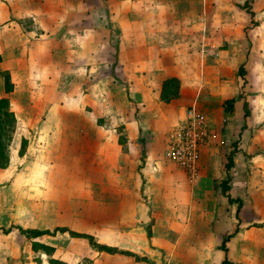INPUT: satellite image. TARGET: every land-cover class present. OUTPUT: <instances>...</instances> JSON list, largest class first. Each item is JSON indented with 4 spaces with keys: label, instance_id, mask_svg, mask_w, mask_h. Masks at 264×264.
<instances>
[{
    "label": "crops",
    "instance_id": "1",
    "mask_svg": "<svg viewBox=\"0 0 264 264\" xmlns=\"http://www.w3.org/2000/svg\"><path fill=\"white\" fill-rule=\"evenodd\" d=\"M130 1L0 0V66L13 77L20 109L28 110L20 118L15 113L17 124H28L37 143L45 137L44 144L56 151V145L78 143L91 156L99 148L104 166H111L110 177L101 178L110 189L98 193L111 197L116 208L110 222L98 221L96 242L133 254L96 245L94 264H222L226 257L235 264H264V16L252 7V18L241 5L245 22L228 20L223 34L233 44L215 59L202 56L203 40L182 27L185 21H205L210 29L207 3L200 0L196 5H206L204 14L191 18L168 7L160 13L157 6L166 0ZM125 21V46L112 47L109 41L119 38ZM106 44L116 51L107 55ZM172 76L180 79V95L165 102L162 84ZM75 79L89 109L77 125L64 104ZM3 88L0 82V97L10 99ZM125 97L124 145L118 128L99 121L117 117ZM230 99L234 106L227 111ZM193 105L208 116L216 137L201 149L200 177L190 182L165 151L169 132L183 124ZM140 152L143 166L134 173L133 157ZM127 156L134 164L128 160L124 170ZM226 179L230 187L224 193ZM101 226L110 238L102 237Z\"/></svg>",
    "mask_w": 264,
    "mask_h": 264
},
{
    "label": "rangeland",
    "instance_id": "2",
    "mask_svg": "<svg viewBox=\"0 0 264 264\" xmlns=\"http://www.w3.org/2000/svg\"><path fill=\"white\" fill-rule=\"evenodd\" d=\"M118 1L120 5L121 3L132 4L131 1ZM171 1H162L163 6H157V8H160L158 11L166 13V7H168L173 12L179 14L183 12L187 16L192 15V18L193 16L200 17V14H204L203 9L206 8V5H196L200 3V0H178L183 1V5L176 0H173V3H170ZM202 1L205 4L207 3L208 17L209 15H212V18L214 17L213 21L212 18L208 20V28L210 27V29L206 30L205 21L202 23L185 21L182 22V27L183 30L190 27L187 28L190 35L196 36L198 40H203L200 48L202 56L207 55L216 59L220 55L222 56L224 49L233 44L230 41L234 39L230 40L228 36L226 38V34H223L224 26H226L228 20L232 17L241 25L245 22L244 16H247V14H245L246 10L241 5H244L246 0ZM250 1L256 13H259V16H264V0ZM125 7H123L124 11ZM173 24L180 26L181 23ZM198 24H201V29L198 28ZM120 25L119 38L109 41V45L112 47L117 46L119 42L120 46L122 44L125 46V43H123L125 33L123 34L121 31L122 29L125 30L126 21L120 23ZM241 30L244 32L242 26ZM198 31L200 32L199 35ZM206 35L211 37V41L208 42L203 39ZM109 45L106 44L105 46L107 55L116 51L115 49L110 51ZM114 56V60H116V55ZM11 58L12 55H7V62ZM5 72L8 71L3 70L0 66V82H2L4 88ZM11 78L13 80V77ZM69 88V100H66L67 97H65L64 104L65 108L71 112V124L77 125L82 120L81 114H85L89 109H84L85 102L82 100V87L78 83V79L71 80ZM62 92L65 95V90ZM4 94H9L11 109L18 113L19 118L22 113L28 112L24 106V110L20 109V103L15 100L16 95L14 92H4ZM118 106L120 114L118 113L117 117H104L99 122L103 124L104 121H107L108 127L118 128L119 132H122L120 142L125 145L127 138L123 128L126 126V97L123 103L118 102ZM104 109L106 108L102 110ZM105 111L103 114H106ZM116 121H119V124L116 125ZM263 122L264 118L261 120V124ZM27 125H16L15 132L7 147L9 165L0 168V264H94L92 258L97 255L95 253V250L98 249V247H95L97 244H92L89 238L84 240L83 237H76L72 235V232L93 235L96 242L95 231L97 227H100V219L103 218L104 221L110 222L112 217L111 207L113 206V209H115L116 206L112 204L113 199L111 197L105 198L98 192H102L101 189H104V187L110 189V183L108 181L102 182L101 178L104 175V179L110 177V174H112L111 166H104L102 152L99 148L93 147L91 156H86L83 154V149L86 150L88 147H82L83 144L56 145L57 151L53 147L49 148L44 144L45 137L43 141H39V144L36 142L37 135L27 132ZM123 149L124 152H128L127 146H124ZM97 152L101 157L97 155ZM138 154L133 157L136 164L127 156L122 163L124 170L130 162V165L134 164V173H141L145 155L142 152ZM105 159L109 163L112 160L109 156ZM108 196H110V193H108ZM115 219L120 220V218ZM19 227L24 229H50L54 233L53 235L45 234L34 239L49 244L53 250L51 252L49 250V253L44 249L35 250L31 242L32 239L26 234H22ZM58 227H66L67 231L54 232ZM100 233L104 234L102 235L103 238H110L108 228L101 226ZM99 239L101 238L99 237ZM81 256L82 258H80ZM98 263L108 264L106 261H99Z\"/></svg>",
    "mask_w": 264,
    "mask_h": 264
},
{
    "label": "trees",
    "instance_id": "3",
    "mask_svg": "<svg viewBox=\"0 0 264 264\" xmlns=\"http://www.w3.org/2000/svg\"><path fill=\"white\" fill-rule=\"evenodd\" d=\"M247 9L249 13H251L252 18L254 17V12L252 10L251 6V1L247 0L245 4L243 5ZM0 61H2V55L0 53ZM243 66H241V73H243ZM4 80H5V89L7 93H10L14 90V83L12 82L11 74L9 72L4 73ZM180 79L176 76L168 77L163 81L162 84V92H161V98L165 102H170L172 99L177 98L180 95ZM233 99L227 100L226 101V110L231 111L233 109ZM247 114H249V111H247ZM17 124V116L15 112L11 109L10 106V99L8 97H0V168H5L9 165V157L7 153V147L9 145V142L12 139L13 133L15 132ZM236 150L234 149L232 152H235ZM233 165V156L230 155L227 163V168L230 169ZM229 179H226L222 182L223 185V191L226 193L229 190ZM231 201L233 199L230 198ZM241 204V201H239ZM21 232L23 234H26L30 238H36L45 234H54L50 229H24L23 227H19ZM57 231H67L66 227H61V228H56L54 232ZM72 235L76 237H83V238H89L90 242L92 244H97V246L100 247V249L105 250L110 253H115V252H122L124 254H129L132 255V252L129 251H119L118 248L116 247H110L106 245H101L98 244L94 241L93 235L87 234V233H75L72 232ZM226 240H224L222 244L223 250L227 251V245H226ZM33 248L35 250L39 249H44L46 252H51L53 248L45 243H42L40 241L34 240L33 241ZM48 252V253H49ZM146 260V258H142ZM54 263V261H53ZM222 264H235L232 261L229 260L228 257H226Z\"/></svg>",
    "mask_w": 264,
    "mask_h": 264
},
{
    "label": "built area",
    "instance_id": "4",
    "mask_svg": "<svg viewBox=\"0 0 264 264\" xmlns=\"http://www.w3.org/2000/svg\"><path fill=\"white\" fill-rule=\"evenodd\" d=\"M214 137L208 116L193 105L186 110L183 124L169 132L166 158L185 171L190 182H195L200 177L201 149Z\"/></svg>",
    "mask_w": 264,
    "mask_h": 264
}]
</instances>
